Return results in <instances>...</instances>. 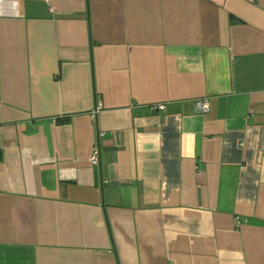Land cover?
I'll return each mask as SVG.
<instances>
[{
	"label": "crops",
	"instance_id": "obj_1",
	"mask_svg": "<svg viewBox=\"0 0 264 264\" xmlns=\"http://www.w3.org/2000/svg\"><path fill=\"white\" fill-rule=\"evenodd\" d=\"M0 264H264V0H0Z\"/></svg>",
	"mask_w": 264,
	"mask_h": 264
},
{
	"label": "built area",
	"instance_id": "obj_2",
	"mask_svg": "<svg viewBox=\"0 0 264 264\" xmlns=\"http://www.w3.org/2000/svg\"><path fill=\"white\" fill-rule=\"evenodd\" d=\"M196 104H197L198 109L202 112L208 110L209 108L208 99L205 97L198 98L196 100ZM154 106L158 107L159 109H163L165 107V104L162 102H158L154 104ZM98 160H99V146L95 145L90 154V162L97 163Z\"/></svg>",
	"mask_w": 264,
	"mask_h": 264
}]
</instances>
